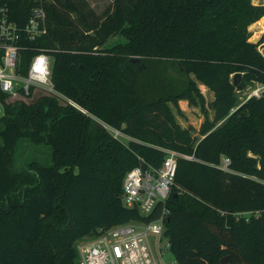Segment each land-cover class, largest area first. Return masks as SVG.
Listing matches in <instances>:
<instances>
[{
	"label": "trees",
	"instance_id": "16d2710c",
	"mask_svg": "<svg viewBox=\"0 0 264 264\" xmlns=\"http://www.w3.org/2000/svg\"><path fill=\"white\" fill-rule=\"evenodd\" d=\"M5 1L20 24L43 5L47 33L32 44L51 58L54 89L85 113L51 95L7 103L0 91V264H77L80 239L155 221L164 207L175 264H264V93L241 99L232 85L240 73L243 88L264 86L249 42L264 6L110 0L97 14L87 0ZM116 34L125 42L104 48ZM179 100L212 111L198 136L176 122ZM163 150L193 160H177L171 196L144 216L122 202V180L160 167Z\"/></svg>",
	"mask_w": 264,
	"mask_h": 264
},
{
	"label": "built area",
	"instance_id": "2783aa9c",
	"mask_svg": "<svg viewBox=\"0 0 264 264\" xmlns=\"http://www.w3.org/2000/svg\"><path fill=\"white\" fill-rule=\"evenodd\" d=\"M46 33V11L42 4L33 7L27 20L20 24L12 18L6 1L0 0V91L9 100L22 102L39 91L42 95L66 100L68 105L85 113L54 89L50 79L51 58L32 44ZM258 48L264 56V39ZM31 51L37 52L25 59L22 54ZM262 93L264 86L255 89L247 99L259 97ZM103 128L115 139L129 140L114 127L103 124ZM163 152L165 157L160 167H143L140 164L127 171L122 180V202L129 208L137 206L144 216L150 215L159 203L165 205L171 196L177 160H193L191 156L172 150ZM228 164L229 160L224 159L222 169L226 170ZM168 214L169 211L164 207L155 221L118 225L82 238L84 242L76 248L77 264H167L163 260L166 249L162 251L161 241ZM151 236L158 239L157 248L152 246Z\"/></svg>",
	"mask_w": 264,
	"mask_h": 264
},
{
	"label": "rangeland",
	"instance_id": "374dc122",
	"mask_svg": "<svg viewBox=\"0 0 264 264\" xmlns=\"http://www.w3.org/2000/svg\"><path fill=\"white\" fill-rule=\"evenodd\" d=\"M89 5L92 7V9L97 13V14H101L103 13L106 9H108L111 5V1L110 0H87ZM253 4H256L258 1L257 0H252ZM264 18V17H262ZM264 23V22H262ZM261 24V23H260ZM253 28V27H252ZM262 32H264V30H260V32L257 30L255 33L251 32V36L250 39L254 38L257 39V43H261V39H262ZM255 34V35H254ZM260 37V38H259ZM125 39L120 35V34H116L115 36H113L112 38H110L104 45V48H110L112 46H114L115 44L118 43H124ZM262 53H264V51H262ZM191 78L194 79V77L191 76ZM196 84L198 86V88L200 89V91L202 92L206 103H210L213 100V92L208 89L207 87H205L204 85H202L201 83L196 81ZM260 86L257 84H253V85H249L245 88H243L241 91L237 92L240 93V98H244V97H249L253 91L257 88H259ZM236 90V89H235ZM47 92V91H46ZM36 94L30 98H27V100L24 101V103H31L34 102L36 100L37 97L42 95V92L36 91ZM57 98V97H56ZM59 99V98H58ZM15 100L12 99H8L6 100L7 103H13ZM64 101V104H67L66 100H62ZM179 104V108L182 112L181 115H178L176 113V111L174 110L175 113V117H176V122L183 128H189L191 133L193 135L198 136V130L199 127L201 125V123L205 120V118H209L208 120H212V116L213 113L212 111L208 108L206 113L200 111L199 106L198 105H189L185 100H179L178 102ZM99 124L103 127V124H107L103 121H98ZM108 125V124H107ZM110 126V125H109ZM112 127V126H111ZM151 242H152V246L155 248H157V242L158 239L156 237L151 236ZM82 242H84L83 239H80L79 241L76 242V248L78 245H80ZM168 241L165 237L162 238L161 241V246H162V251L166 249V252L164 253L163 256V260L164 262H166L167 264H174V258L172 256V254L169 251V246H167Z\"/></svg>",
	"mask_w": 264,
	"mask_h": 264
},
{
	"label": "water",
	"instance_id": "95a60500",
	"mask_svg": "<svg viewBox=\"0 0 264 264\" xmlns=\"http://www.w3.org/2000/svg\"><path fill=\"white\" fill-rule=\"evenodd\" d=\"M258 2L255 5L258 6H264V0H257ZM251 27V26H250ZM250 43H257V39H249ZM138 61V60H136ZM241 74L240 73H235L232 76V85L235 87L236 91L239 92L243 89V86L241 85ZM221 264H226L228 262L227 257H224L223 259H221Z\"/></svg>",
	"mask_w": 264,
	"mask_h": 264
},
{
	"label": "crops",
	"instance_id": "0c3cea01",
	"mask_svg": "<svg viewBox=\"0 0 264 264\" xmlns=\"http://www.w3.org/2000/svg\"><path fill=\"white\" fill-rule=\"evenodd\" d=\"M262 19V18H261ZM260 19V20H261ZM259 21H257L256 23H254L253 25H251V27H249V31L252 33H255L257 30L260 32V30H264V23L259 24ZM253 27V28H252ZM262 34H264V32H262ZM255 35V34H254ZM260 38V37H259ZM262 39H264V35H262ZM261 39V40H262Z\"/></svg>",
	"mask_w": 264,
	"mask_h": 264
},
{
	"label": "bare ground",
	"instance_id": "6f19581e",
	"mask_svg": "<svg viewBox=\"0 0 264 264\" xmlns=\"http://www.w3.org/2000/svg\"><path fill=\"white\" fill-rule=\"evenodd\" d=\"M262 22H264V18H262V19L260 20L259 24L262 23Z\"/></svg>",
	"mask_w": 264,
	"mask_h": 264
}]
</instances>
